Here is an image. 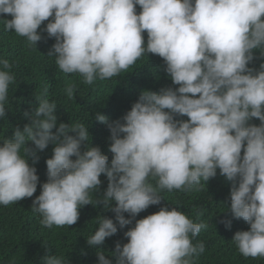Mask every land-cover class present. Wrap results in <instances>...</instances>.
<instances>
[{
    "label": "clouds",
    "instance_id": "obj_1",
    "mask_svg": "<svg viewBox=\"0 0 264 264\" xmlns=\"http://www.w3.org/2000/svg\"><path fill=\"white\" fill-rule=\"evenodd\" d=\"M0 14L12 17L5 19L6 31L35 46L42 39L37 30L51 17L42 30L56 41L48 56L85 84L118 77L151 53L164 60L178 86L143 90L121 119L96 113L110 132V164L99 146H90L89 126L57 125V104L38 101L24 113L30 123L15 128L0 145V205L33 197L39 177L29 157L38 162L37 153L51 142L47 182L32 210L51 229L76 224L85 205L103 204L116 222L100 216L87 239L89 246H98L117 233V224L124 228L159 205L160 191H186L219 169L232 182V217L250 225L232 242L246 258L264 257V63L259 70L248 67L254 50L264 56V0H0ZM12 67L0 60V119L6 117L9 86L16 79ZM65 92L72 99L75 86ZM253 118L260 124H250ZM28 142L35 147L28 148ZM102 174L107 188L93 200ZM223 222L230 229L231 220ZM207 227L178 208L161 207L136 220L124 233L128 242L117 243L112 255L116 264H193L205 251V244L193 239ZM96 255L98 264H113L103 251ZM42 264L68 261L48 255Z\"/></svg>",
    "mask_w": 264,
    "mask_h": 264
},
{
    "label": "trees",
    "instance_id": "obj_2",
    "mask_svg": "<svg viewBox=\"0 0 264 264\" xmlns=\"http://www.w3.org/2000/svg\"><path fill=\"white\" fill-rule=\"evenodd\" d=\"M136 11L137 14L141 11L139 5L136 6ZM11 18L10 15L0 14V60L7 59L12 64V72L16 77L15 82L9 86L6 117L0 119V145L4 139L11 137L15 128L23 130L24 126L30 123V119L24 116L25 112H32L39 106L38 101L48 99L57 104L58 108L54 113L58 117L57 125L63 122L89 126L90 146H99L103 154L109 157L110 164L113 155L109 151L110 132L105 124L96 120V113L105 115L110 121L121 119L130 111L143 90L159 92L163 88L178 87L172 83L165 71L164 60L151 53L142 56L118 77L96 80L91 85L85 84L82 76L63 73L55 63L56 58L48 56L56 41L42 30L52 20L51 17L37 30L42 39L36 46L29 45L25 37L17 35L14 31L4 29L5 19ZM143 35L146 43L147 32ZM261 63H264V56L261 55V49H256L254 60L248 67L259 70ZM70 84L75 86L72 99H69L65 92V88ZM175 118L188 119L186 116ZM249 123L259 125L260 121L253 118ZM26 146L30 149L35 147L32 142H28ZM54 147L50 142L45 150L38 152V162L34 163V158L29 157L28 162L30 166L36 167L39 177L37 191L33 197L24 198L8 206L0 205V264H42L43 258L48 255L63 257L68 264H98L97 251H103L106 258L116 264V257L112 253L115 252L117 243L122 247L128 242L124 233L135 226L136 220L158 212L161 207H167L169 210L178 208L193 222L208 225L193 239L194 244H205L204 253L194 257L193 264H264V257L246 258L232 242L237 231H247L250 225L243 219L232 217V182L221 175L219 169L214 178L206 183L201 181V184L186 191H160L162 199L159 205H152L142 211L133 219L132 224L124 228L117 224V233L106 238L103 245L87 244V239L98 228L100 216L116 222L115 213L105 210L103 204H89L80 208L79 219L74 225L45 228L40 223V214L32 210V204L40 195L41 185L47 182L46 160L52 157ZM21 154L23 155V151ZM241 155L243 156V149ZM100 180L102 183L98 192L93 194V200L107 188L106 175L102 174ZM151 182L156 183L155 180ZM124 215L125 218H130L129 214ZM228 220H231L230 229L223 222Z\"/></svg>",
    "mask_w": 264,
    "mask_h": 264
}]
</instances>
